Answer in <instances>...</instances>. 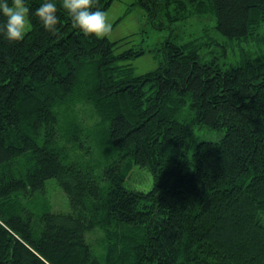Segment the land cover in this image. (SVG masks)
Wrapping results in <instances>:
<instances>
[{"label": "trees", "instance_id": "1", "mask_svg": "<svg viewBox=\"0 0 264 264\" xmlns=\"http://www.w3.org/2000/svg\"><path fill=\"white\" fill-rule=\"evenodd\" d=\"M44 2L25 0L23 41L0 33V264H264V56L224 69L171 38L135 76L119 62L144 50L116 55L62 0L54 35L35 16ZM135 3L159 30L211 12L220 33L264 48V0ZM201 127L224 137L190 154ZM134 166L149 191L127 186ZM50 179L67 211L45 197Z\"/></svg>", "mask_w": 264, "mask_h": 264}, {"label": "rangeland", "instance_id": "2", "mask_svg": "<svg viewBox=\"0 0 264 264\" xmlns=\"http://www.w3.org/2000/svg\"><path fill=\"white\" fill-rule=\"evenodd\" d=\"M135 2L136 0H113L111 7L105 13L107 22L111 25V31L107 37L115 43L116 55L132 49L144 50L141 56L119 62L120 66L126 65L133 69L135 76H142L158 69L164 60L162 45L171 38L178 44H187L197 39V45L200 44L201 61L204 63L215 61L224 69L242 61L245 56L253 57L257 53L264 56V48L261 49V43L258 41L249 42L244 37L229 38L220 33L216 29V16L211 12L203 16H192L184 22L176 23L173 27L159 30L150 23L144 8ZM29 31H31L30 22L26 33ZM224 134L225 131L222 130L201 127L196 131L189 153L192 154L202 140L218 141L224 137ZM128 179L127 186L133 190L149 191L154 183L152 174L139 166H134ZM44 194L53 210L67 211L69 209L68 197L56 179H50L47 182Z\"/></svg>", "mask_w": 264, "mask_h": 264}, {"label": "clouds", "instance_id": "3", "mask_svg": "<svg viewBox=\"0 0 264 264\" xmlns=\"http://www.w3.org/2000/svg\"><path fill=\"white\" fill-rule=\"evenodd\" d=\"M62 7L69 14L73 28L79 29L85 36L102 39L111 31L106 14L98 8L93 10L94 0H62ZM29 13L25 0H0V17L5 18V22L0 24V33L5 34L9 42L23 41ZM35 16L46 31L56 34L59 19L55 3L45 0L36 9Z\"/></svg>", "mask_w": 264, "mask_h": 264}]
</instances>
